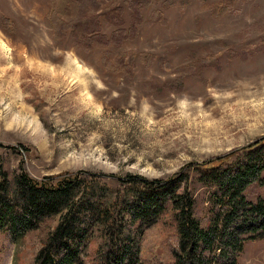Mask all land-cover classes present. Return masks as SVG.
I'll return each instance as SVG.
<instances>
[{
    "label": "rangeland",
    "instance_id": "374dc122",
    "mask_svg": "<svg viewBox=\"0 0 264 264\" xmlns=\"http://www.w3.org/2000/svg\"><path fill=\"white\" fill-rule=\"evenodd\" d=\"M84 27L97 37L82 43ZM262 136L264 0H0L9 173L90 171L122 191L140 187L129 175L189 171L205 226L212 212L196 167L237 150L231 161ZM263 194L256 182L245 190L252 201ZM56 221L19 239L0 232V264H32ZM174 223L167 211L145 230L144 264L172 263ZM234 251L215 264H264V238Z\"/></svg>",
    "mask_w": 264,
    "mask_h": 264
},
{
    "label": "trees",
    "instance_id": "16d2710c",
    "mask_svg": "<svg viewBox=\"0 0 264 264\" xmlns=\"http://www.w3.org/2000/svg\"><path fill=\"white\" fill-rule=\"evenodd\" d=\"M82 31V43L97 37L93 30ZM240 150L231 161L237 150L196 167L195 180L208 190L212 212L205 226L195 214L189 171L179 170L167 179L129 175L140 187L120 191L96 172L37 179L22 164L9 173L0 162V232L19 239L57 218L32 264H144V232L168 211L177 233L171 264H215L217 256L226 258L244 242L264 238V194L253 201L245 195L252 183L264 187V136Z\"/></svg>",
    "mask_w": 264,
    "mask_h": 264
}]
</instances>
